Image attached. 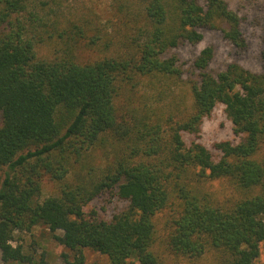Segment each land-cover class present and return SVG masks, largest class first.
Wrapping results in <instances>:
<instances>
[{
  "label": "trees",
  "instance_id": "1",
  "mask_svg": "<svg viewBox=\"0 0 264 264\" xmlns=\"http://www.w3.org/2000/svg\"><path fill=\"white\" fill-rule=\"evenodd\" d=\"M110 7L103 22L88 0H0L3 261L31 260L14 233L44 224L72 264H86L85 248L108 264H252L264 242V71L212 73L208 45L185 78L170 54L204 29L245 48L241 17L226 0ZM219 103L239 140L216 142L215 160L198 138ZM45 177L57 190L39 199ZM106 194L128 202L110 220L86 210Z\"/></svg>",
  "mask_w": 264,
  "mask_h": 264
},
{
  "label": "rangeland",
  "instance_id": "2",
  "mask_svg": "<svg viewBox=\"0 0 264 264\" xmlns=\"http://www.w3.org/2000/svg\"><path fill=\"white\" fill-rule=\"evenodd\" d=\"M203 2L204 0H200ZM229 7L237 12L241 17L242 30L245 36L247 46L240 49L226 39L219 29H204V38L202 41L192 43H182L172 49L170 54H175L179 59V64L184 70L185 78H197V70L194 67V59L200 53L201 49L208 45L214 48V57L209 64L208 70L217 73L226 68L231 62H238L245 68L255 72L264 71V0H226ZM95 12L100 13L98 20L103 22L111 15V0H88ZM47 51V49L45 48ZM79 57L89 58L91 51L81 47ZM2 116L0 111V125ZM232 123L227 117L225 106L217 104L210 116L204 119L202 130L198 141L207 146L215 160H218L221 152L214 147L215 143L231 139L234 142L239 140L233 132ZM184 139L189 145L194 136L188 133L184 134ZM2 171H0V176ZM221 183L215 182L214 186L220 188ZM57 190L54 182L45 177L42 181V192L39 199H43L55 193ZM128 202L120 199L116 195L106 194L92 201L86 210L95 208L101 218L110 220L116 212L126 208ZM14 245L23 244L24 250L31 260L4 262L0 250V264H72L74 252L69 250L59 241H57L49 229L44 224L34 226L31 231H15ZM84 254L86 264H108L106 255L95 250L85 248ZM209 255L207 258H201L195 262L187 257L176 260L168 257L166 264H212L216 263V258ZM126 264H141L137 259L131 258ZM252 264H264V242L261 244L260 256Z\"/></svg>",
  "mask_w": 264,
  "mask_h": 264
}]
</instances>
